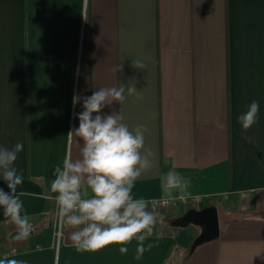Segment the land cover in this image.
<instances>
[{"label": "crops", "instance_id": "crops-1", "mask_svg": "<svg viewBox=\"0 0 264 264\" xmlns=\"http://www.w3.org/2000/svg\"><path fill=\"white\" fill-rule=\"evenodd\" d=\"M139 60L144 68L133 67ZM122 64V71H114ZM135 86L116 110L144 124L156 159L133 195H166L162 174L191 177L177 191L191 201L158 214L162 223L136 259L110 244L77 252L55 236L50 183L66 153L82 144L73 96ZM257 100L258 122L237 116ZM108 111V109H105ZM23 143L17 192L34 227L28 239L0 211V259L25 264H264V0H0V146ZM0 187L6 186L0 181ZM224 211L216 238L190 249L200 227L170 220L190 207ZM236 214H229L232 210Z\"/></svg>", "mask_w": 264, "mask_h": 264}, {"label": "clouds", "instance_id": "clouds-1", "mask_svg": "<svg viewBox=\"0 0 264 264\" xmlns=\"http://www.w3.org/2000/svg\"><path fill=\"white\" fill-rule=\"evenodd\" d=\"M132 63L133 67L144 68L139 60ZM122 67L117 65L114 71L121 72ZM135 93V86L121 84L98 88L91 95L73 96V105L79 104L82 110L74 113L78 126L68 136L70 141L75 136L82 147L78 158L73 159L69 151L55 167L49 190L54 194L51 198L56 209L54 234L63 242L69 230L67 239L77 252H95L117 244L119 252L127 254V245L135 240V258L140 259L152 246L146 248L144 241L153 234L154 226L164 221L154 209L149 210L144 199L133 195L136 181L153 167L157 156L146 147L147 129L144 124L130 127L125 115L113 107ZM259 112L260 103L253 100L237 116V122L247 130L258 122ZM23 148L20 142L12 148L0 146V181L7 189L0 187V211L15 225L16 238L21 240L28 239L34 231L17 192L24 178L14 164ZM162 180L166 196L182 192L191 184V177L174 169L163 173ZM171 203L170 199L161 201L165 207ZM0 264H25V261L0 259Z\"/></svg>", "mask_w": 264, "mask_h": 264}, {"label": "water", "instance_id": "water-1", "mask_svg": "<svg viewBox=\"0 0 264 264\" xmlns=\"http://www.w3.org/2000/svg\"><path fill=\"white\" fill-rule=\"evenodd\" d=\"M189 224H195L200 227L199 232L190 243V249L195 248L203 242L216 238L219 234L216 206L206 205L201 208L190 207L182 214L177 215L170 220V225L175 227H185Z\"/></svg>", "mask_w": 264, "mask_h": 264}, {"label": "built area", "instance_id": "built-area-1", "mask_svg": "<svg viewBox=\"0 0 264 264\" xmlns=\"http://www.w3.org/2000/svg\"><path fill=\"white\" fill-rule=\"evenodd\" d=\"M183 195L181 194H177V195H172V196H166V195H163V196H159V197H153V198H148V199H144V201L146 202V204L148 205L149 207V210H155L157 213L170 207H175V206H178V205H182V204H188L190 201L193 203V204H197L198 201L200 200V196H192V197H186V196H183L184 198L181 199ZM164 199H170V200H173V203L169 204L168 206H162L161 205V201L164 200Z\"/></svg>", "mask_w": 264, "mask_h": 264}, {"label": "rangeland", "instance_id": "rangeland-1", "mask_svg": "<svg viewBox=\"0 0 264 264\" xmlns=\"http://www.w3.org/2000/svg\"><path fill=\"white\" fill-rule=\"evenodd\" d=\"M224 211V209L221 207L217 210V214H218V219H220V216L222 215V212ZM238 211L235 209V210H232L229 212V214H236ZM189 227H193L195 225L193 224H189L188 225ZM0 239H3L5 241V243H7L9 241L10 238H5V237H0Z\"/></svg>", "mask_w": 264, "mask_h": 264}]
</instances>
